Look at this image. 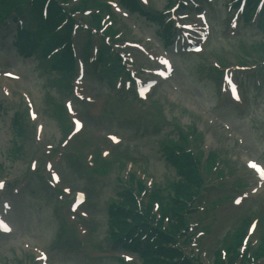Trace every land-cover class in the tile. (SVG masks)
<instances>
[{
	"label": "rangeland",
	"instance_id": "rangeland-1",
	"mask_svg": "<svg viewBox=\"0 0 264 264\" xmlns=\"http://www.w3.org/2000/svg\"><path fill=\"white\" fill-rule=\"evenodd\" d=\"M67 1L69 7H86L82 2L80 4V0H64ZM149 1L152 9L164 10L169 6V0ZM226 1L213 0L207 3L208 7L206 5L211 34L205 41L204 51L176 55V70L171 80L160 82L148 94L147 100L133 97L134 90L127 91L124 83L117 86V78L113 79L115 72L104 73L98 62L89 63L90 57L97 56L102 37L101 32L94 29L97 17H92V13L79 11L76 14L82 26L74 33L78 66L82 60L85 69L78 72L77 67L74 86L68 85L69 76L60 74V69L41 62L38 52L29 58L20 55L11 44L10 36H6L11 30L15 31L14 25L9 30L0 26V65L4 64L5 69H12L20 75L18 79H13L0 74V181L8 180L7 187L0 189V196L12 195L14 187H20L19 183L23 180L27 181V185L19 190L22 196L16 201L14 219L17 230L10 235L0 233V264H29L33 255L40 256V252H44L48 260L51 259V264H138L137 260L127 261L124 251L112 246L107 230L108 207L112 203L120 204L118 196L122 197L126 190L131 200L138 201L143 185L148 190L168 185L176 172L163 154L162 144L165 139L175 140L185 127L197 129L202 135L201 144L207 150L220 154L216 171L221 169L225 180L204 169L203 175L209 180L200 199L192 204L198 209L190 213V228L186 236L192 239V243L188 251L198 255L205 264H222V257L226 258L228 253H222L220 262H213L214 250L224 236L230 235L242 223L245 216L259 218L247 242L251 249L254 247L252 245L257 243L264 230V182H259L247 167L246 157L259 158L264 162V84L256 80L263 75L255 70H252L253 73L250 70L243 72L248 83L243 84V104L234 105L229 97L219 93L221 76L214 73L212 59L217 56L220 63L229 67L263 59L264 46L261 42L264 41V28L261 26L259 29L255 22L241 21L237 35L229 36L231 13L228 14ZM91 5L89 3L87 7ZM70 13H73L71 9ZM188 21L191 27L201 26L198 14L192 13ZM103 25L123 30V34L115 37L116 41H120L121 48H118L133 59L132 68L143 77L142 69L150 65L143 58L147 55L131 44L141 43L139 45L146 50L158 53L159 49L148 39L160 34L158 24L151 23L139 13L126 16L115 9L114 14L104 16ZM86 41H91L92 47L84 52ZM232 70L239 69L232 67ZM241 74L240 79L243 78ZM73 93L75 96L78 94V99ZM88 96H91V101ZM68 100L75 105L72 117L83 119L87 125L69 146V151L79 149L77 159L66 154L56 170L49 163H45L47 169L46 165L41 169L44 175H48L51 169L57 171L54 179L47 177L53 181L48 185L40 176L30 175L28 170L32 158L39 156L36 169L48 158L49 154L42 158L40 147L44 144L47 148L54 147L61 141V136L70 138L75 132V124L68 119L67 111H62L61 120L56 112L57 104ZM195 105L199 108L194 109ZM16 110L24 115V137L13 134L11 122ZM29 110L30 117L26 112ZM33 111L44 121L45 129L41 133L37 127L35 131V124L38 123L32 119ZM215 117H218L217 122L213 119ZM223 123L229 124L228 132L223 131ZM105 132L117 135L122 142L115 147H107L112 157L104 161L107 169L101 172L96 167L103 164V149H94L108 144ZM34 133L37 134L36 139L42 142L40 146L33 142ZM98 133L102 138H98ZM16 140L21 145L20 153H14L15 147H12ZM58 145L61 148L62 143ZM93 150L95 161L90 159ZM58 155L60 152L50 155L49 161ZM12 177L16 182L11 184ZM217 184H222L223 188L218 189ZM238 184H241L240 187H236ZM165 190L173 193L169 188ZM58 191L62 192L61 201L70 202L67 206L62 207L59 203ZM147 193L138 201L139 204H145ZM176 194L179 195V191ZM236 195L243 199L242 206H237L239 201L233 198ZM79 197H84V200L77 202ZM180 199H184V206L190 200L184 196ZM156 200L161 209L158 195L153 202ZM216 201L220 202L214 204ZM206 211H209L211 219L208 223L212 222L213 226L198 237L195 232L200 224L208 220ZM151 223L155 224L156 219H152ZM76 231L78 234L75 235ZM175 232L178 233L179 229ZM76 236L83 241H78ZM255 264H264V261Z\"/></svg>",
	"mask_w": 264,
	"mask_h": 264
},
{
	"label": "trees",
	"instance_id": "trees-1",
	"mask_svg": "<svg viewBox=\"0 0 264 264\" xmlns=\"http://www.w3.org/2000/svg\"><path fill=\"white\" fill-rule=\"evenodd\" d=\"M22 2H25V0H0V20L1 17L10 13L9 11L13 8L18 9ZM43 2L44 0H33L30 9L32 17L28 23L31 25L20 31V38H18L17 41L18 48L26 53L41 48L42 50H46L44 51L45 56L46 53L54 47L56 48L58 45H62L61 51L56 55L52 54L48 62L51 61L52 65L54 67H59L63 70L62 72L71 71L74 62L72 48L69 42L67 41L64 44L59 43L63 38L52 35L53 27L61 18V9L54 0H50L48 4V13L46 15L47 18L44 20L41 14V5ZM34 22H36V24L33 29L31 27ZM261 45L264 46V41L261 42ZM262 52L264 53V51ZM102 58H104V54H102ZM13 126L16 134H22L23 127L20 114H16L13 118ZM180 141H182V139ZM183 142L185 143V136H183ZM16 143L17 140L13 141L12 147H15L13 148L14 153L19 152V146L16 147ZM169 146L170 145H165L163 148L166 149ZM174 161L177 166V176L173 177L166 187L158 188L154 191L155 197L158 195L160 198L162 219L169 216L170 220L167 230L160 228L153 229L151 226L145 227L142 225H138L140 226L139 230L138 227L135 229L136 225L141 223L139 221H141L142 218L137 216L136 201L131 200L132 197L129 195L128 190L123 193L122 197L118 196V198L121 199V201H119L120 204L112 203L109 208L107 226L108 236L118 242L124 243L122 236L124 234L128 235V245L131 249L139 252L145 264H172L169 263L172 258L180 254L176 250H172L173 247L171 246L175 240V229H179L182 226L181 213L184 208V203L182 202L184 199L181 200L180 198L181 196L190 197L192 188L200 184V177L196 170V166L193 164V158L188 152H181L179 159L174 157ZM166 188L173 190V193L167 192L165 190ZM178 191L179 195L176 194ZM120 194H122V192ZM150 230H152L153 233L142 239L143 234ZM242 233L243 231L241 232L240 230L239 233L236 234V239L232 246L234 253H236V247L241 241ZM151 237L154 239L156 238L154 242L153 240L151 241ZM261 248L264 250V242Z\"/></svg>",
	"mask_w": 264,
	"mask_h": 264
},
{
	"label": "snow or ice",
	"instance_id": "snow-or-ice-1",
	"mask_svg": "<svg viewBox=\"0 0 264 264\" xmlns=\"http://www.w3.org/2000/svg\"><path fill=\"white\" fill-rule=\"evenodd\" d=\"M256 165H254V167H255Z\"/></svg>",
	"mask_w": 264,
	"mask_h": 264
}]
</instances>
